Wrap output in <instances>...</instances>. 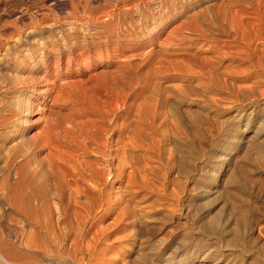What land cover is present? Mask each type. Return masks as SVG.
I'll return each instance as SVG.
<instances>
[{
	"label": "rangeland",
	"instance_id": "374dc122",
	"mask_svg": "<svg viewBox=\"0 0 264 264\" xmlns=\"http://www.w3.org/2000/svg\"><path fill=\"white\" fill-rule=\"evenodd\" d=\"M142 1L125 0L123 3L119 0H0V27L11 26L16 17L22 13L24 19L29 20V14L48 13L51 10L52 16L49 20L44 19L37 22L38 24L33 23L30 27L42 29L46 23L55 22L54 27L57 29L58 25L64 23L60 16L66 10L73 5L89 7L88 3L93 6L92 13L96 19L101 17L99 19L103 20L109 14L114 15L124 8L130 11L132 9V14L136 18L135 6ZM231 1L200 0L188 6L185 13L173 20L165 15L164 18L162 17L161 27L154 29L150 25L148 29L143 28L139 36L134 35L132 39L121 40V45L124 42V45L126 44L129 48H126L128 53L123 52L125 55H108L104 42H100V46H96L93 52L88 50L86 43L89 37L83 30L79 31L77 39L79 43L76 42V49L71 52L63 49L62 43L57 40V43L59 42L57 46L62 52L57 55L51 53L50 58H46L40 49L36 51V47H32L33 51L25 56L26 58L24 54L21 55V52H18V57L15 56L19 49L23 50L29 45L24 33L0 38V114L3 113V110L1 111L3 100L11 97L10 90L14 87L20 90L13 99L20 97L19 99L23 102L26 93L39 95L40 89L49 88L46 105L43 108L36 107L30 115L29 121L35 126L33 124L25 134L28 138L41 128V121L44 119L42 112L52 104L55 97L61 98L62 102L67 104L66 108L78 104L88 109L102 105L103 102H109L112 87L111 74L116 69L117 63L123 61L124 56L133 55V61L137 64L142 58H148V53L156 52L157 49L166 50V44L176 39V36H183L186 40L184 44L187 46L181 51L172 50L171 54L166 56L160 52L158 56L167 59L163 67L164 77L154 78L153 81H156L157 87L154 88L155 90L148 88L144 93L145 95L149 90V93L153 92L151 93L153 96L156 91L159 94L156 98L159 100L152 96L151 100L149 93L148 98L151 103L161 104L159 120L162 139L161 143L159 142L158 151L160 154L154 150L148 151L150 154L144 150L139 152L146 157L145 161L148 160V167L153 168L151 172H148L149 178L154 181H150L153 185L148 187L151 183L146 181L147 187L146 185L136 186L140 189L138 190L134 186V189L131 188L133 192L131 190L130 192V188L125 185L126 179L116 180L118 182L115 184L116 196L121 197L123 204L127 202L126 206L129 205L128 208L133 211L134 216L131 213L129 218L119 217L117 208L114 209L113 206V209L102 213L104 215L100 218L98 214L86 225L87 228L90 222L95 221L98 226H94L95 229L102 230L99 231L102 232V236L100 235L99 245H97L102 247L106 244L110 247L111 259L108 264H222L226 262L228 256H233L231 264H264V59L259 66H254L250 71H245L246 65L230 64V69L233 71L231 73L223 71L222 76H219L220 79L222 77L223 82L225 80L224 84L221 83L220 88H207L202 84L204 80L200 75L202 72L198 71L202 70L199 61L211 55L210 44H223L224 37L221 36V40L215 41L212 37H203L190 30L175 29L189 19L190 15L205 11L207 6L213 3L219 4L220 10L224 9L225 5H232V8L244 7L248 12L246 20L252 21L253 25L258 22L256 15L259 12L261 26L264 28V0H237L236 4ZM166 17L167 21L164 20ZM30 21L33 20L30 19ZM122 27L117 26L114 29L117 30V34L125 29ZM150 31H153V34ZM46 33L48 32L44 35L51 32ZM234 34L236 33L232 32L230 39ZM52 35L53 32L49 35L50 39L56 37ZM239 38L240 34L236 37L235 44L241 42L243 44ZM51 41L44 44L50 45L53 43ZM251 43L252 47L256 44L264 48V31L263 35L252 40ZM188 46L189 48H186ZM10 48L15 51L14 55ZM193 56L198 57L194 59ZM42 57L46 60L45 62L41 61ZM199 57L201 58L198 59ZM16 58L23 64H14V60L18 61ZM7 61L11 64L6 65ZM193 62L196 68L193 67L195 66ZM229 62L231 61L224 63ZM46 63H49L52 70L46 78H43L42 73ZM28 66L33 67L31 68L33 71L29 68L26 70ZM176 68L182 72L175 71ZM148 69L143 65L139 68V72L148 73ZM221 72V70L218 71V75ZM28 76L30 77L26 79ZM64 81L69 84L66 85ZM31 84L36 89L35 92H29ZM244 88H251L249 94L252 93V95L248 96L249 99H243L238 94V91ZM21 114L20 111L17 117ZM14 137L8 138L5 142L0 140L2 153L4 147L13 146L16 143ZM155 152L159 154V157ZM44 153L41 152L40 157ZM92 155L94 154L89 153L90 157H93ZM0 164L3 165V155L0 158ZM153 165L161 167L158 166L159 169ZM1 174L3 175V172ZM152 174H155L153 178ZM108 187L109 185L105 190ZM3 195V186L0 185V210L9 213L11 210L3 203ZM138 224L143 228L142 237L139 234ZM18 226L15 216L12 219L0 221L3 245L11 250L17 249ZM160 249H164V252L157 258L154 255L159 253ZM87 254L82 249L76 253V258L82 264H86L85 261L89 257ZM203 255H205L204 258ZM69 264L72 263L69 262Z\"/></svg>",
	"mask_w": 264,
	"mask_h": 264
},
{
	"label": "bare ground",
	"instance_id": "6f19581e",
	"mask_svg": "<svg viewBox=\"0 0 264 264\" xmlns=\"http://www.w3.org/2000/svg\"><path fill=\"white\" fill-rule=\"evenodd\" d=\"M119 1L124 3L125 0ZM199 1L143 0L141 4L135 6L136 18L132 14V9L130 11L124 8L125 10L123 9L114 15L108 13L109 15L105 18H103L104 14L102 18L106 21L100 20L101 17L99 16L98 19L93 17V6L90 3H88L89 7L86 5L78 7L72 4L73 6L60 16L64 23L58 25L57 29L54 27L55 22L46 23L42 29L30 27L33 23L44 19L49 20L52 16L51 10L48 13L29 14V20H25L22 13L16 17L11 26L5 24L6 27L3 25L0 27V38H7L15 33L20 35L24 33L29 45L25 46L24 44L23 50L19 49L15 56L18 57V52H21V55L24 54V57L28 56L33 51L32 47H36V51L40 49L46 58H50L51 53L57 55L62 52L60 51L61 48L57 46L59 43L57 40L62 43L63 49H68L70 52L76 49V44L79 43V40L77 42L79 31L83 30L89 37L86 43L88 50L93 52L96 46H100V42H104L107 46L105 49L108 55H125L123 52L127 51L126 53H128L127 49L129 48L126 47V44L124 45V42L123 46L121 45L123 40L132 39L134 35L139 36L143 28L148 29L150 25L154 29L161 27L165 15L173 20L185 13L188 6ZM237 2V0L231 1L235 4ZM245 10L241 6L232 8V5H225V8L220 10L219 4L213 3V5H208L205 11L190 15L189 19L175 28L179 31L190 30L203 37L209 36L215 41L224 37L222 39L223 44H210L211 55L207 59L205 57L200 61L198 59L201 57L197 59L202 70L199 69V65L197 69L202 72L200 75L204 78L202 84L205 87H221V83L224 84L225 80L223 82L222 77L220 79L219 76H222L223 71L231 73L233 69H230V64L232 63L246 65L245 71H250L254 66H259L261 60L264 59V48L256 44L252 47L251 43L252 40L263 35L264 28L260 22L261 15L259 12L257 13L258 22L253 25L252 21L246 20V13L248 12ZM167 17L164 20L167 21ZM30 19L33 21L31 22ZM117 26H123L125 29L117 34V30H114ZM173 31L175 30L173 29ZM45 32H53L52 37H56L50 39L51 33L44 35ZM232 32L236 34L230 39ZM238 34H240L239 40L243 41V44H241L242 42L235 44L234 41L237 40ZM151 38H153L152 35ZM50 40L53 43L44 44ZM185 41L183 36H176V39L166 44V50L157 49L156 52L148 53V58L140 59L141 62L137 64L133 61V55L124 56L125 60L121 57L123 61L117 63L116 69L111 74L112 87L109 102H103L102 105L88 109L83 108V105L78 106V104L66 108L67 104L62 102L61 98L55 97L52 104L42 112L44 119L41 121V128L29 138L25 137V134L34 124L29 121L30 115L36 107L41 106L40 108H43L46 105L45 101L48 97L49 88L40 89L38 92L41 94L39 95L25 92L23 102L19 99L20 97H17L19 100L13 99L20 89L14 87L10 90L9 86L8 89L12 95L11 97L6 96V100H3V108H1L3 113L0 114V140L5 142L8 138L16 135L13 138L16 143L10 147H4L3 153L0 150V158L3 155V165L0 164V174L3 172V175H0V185L3 186L4 192L3 203L11 210L9 213L0 210V221L9 220L15 216L19 224V239L17 249L11 250L3 245V234L0 235V264H69V262L82 264L76 258V253L82 249L88 253L87 256L89 255L85 261L86 264H108L109 259H111V255L109 256L110 247L106 244L98 247V242L102 236V232L99 231L102 230L95 229L94 226H97L95 221L90 222L87 228L86 225L98 214L100 218L104 215L102 213L113 209V206L114 209L117 208L119 217L129 218L133 213L131 209L129 210V205L126 206L127 202L125 201L126 203L123 204L121 197L116 196L115 184L118 183L116 180L126 179L125 185L130 188L129 191H132L131 188L134 186L136 189V186L142 187L147 184L146 181H151L148 172H151L153 168L148 167V160L145 161L146 157H143V154L139 152H142L141 150L159 151L160 140L162 139L159 120L161 115L159 106L161 104L150 102L152 97L158 99L156 97H159V94L156 91L152 96L151 93L153 92L149 93L148 90L150 97L152 96L151 100L148 98V93H146L147 96L144 93L148 88L153 90L157 87L155 86L156 81H153L154 78L164 77L163 67L167 59L158 56L160 52L166 56L171 54L172 50L181 51L187 46L184 44ZM110 43L113 44L109 45ZM12 52L14 55L15 51ZM188 53L191 54L192 52ZM17 60H14L13 63L16 65L23 64L19 62L20 59ZM44 60L42 57L41 61ZM225 61L231 62L225 64ZM9 64L11 62L7 61L6 65ZM143 65L149 68L148 73L139 72V68ZM50 67L49 63L44 65L43 78L49 75L52 70ZM193 67L196 68V64ZM28 68L33 71L31 69L33 67L28 66L26 70ZM178 69L176 68L175 71L179 72ZM217 69L219 72L222 71L219 75ZM31 78L30 80L33 81ZM33 82L35 83V81ZM64 82L66 83V81ZM29 88H31L29 92L36 90L32 84L29 85ZM4 89L6 88L4 87ZM250 89H240L238 94L243 99L248 98ZM160 93L162 92L160 91ZM20 111L22 114L17 117ZM41 152L45 153L40 157ZM157 152L155 154L159 157L160 152H158L159 154ZM89 153L90 155L94 154L93 157H90ZM143 153L145 154V152ZM157 159L159 160V158ZM226 159L224 158V160ZM153 175L155 174H152V178ZM155 181H157L156 178ZM107 185L109 187L105 190ZM151 185L153 183L148 187ZM140 218L142 217L140 216ZM138 230H140L141 236L143 228L140 225ZM162 252L164 249H160L159 253L154 256L159 258ZM232 258L233 256H228L226 262L222 264H231ZM152 260L154 261V258Z\"/></svg>",
	"mask_w": 264,
	"mask_h": 264
}]
</instances>
